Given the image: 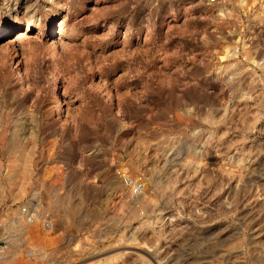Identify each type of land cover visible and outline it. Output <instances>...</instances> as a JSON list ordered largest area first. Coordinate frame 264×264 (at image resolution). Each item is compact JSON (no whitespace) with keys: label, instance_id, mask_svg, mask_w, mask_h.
<instances>
[{"label":"rangeland","instance_id":"obj_1","mask_svg":"<svg viewBox=\"0 0 264 264\" xmlns=\"http://www.w3.org/2000/svg\"><path fill=\"white\" fill-rule=\"evenodd\" d=\"M30 1L0 4V225L52 240L10 264H264V0Z\"/></svg>","mask_w":264,"mask_h":264},{"label":"bare ground","instance_id":"obj_2","mask_svg":"<svg viewBox=\"0 0 264 264\" xmlns=\"http://www.w3.org/2000/svg\"><path fill=\"white\" fill-rule=\"evenodd\" d=\"M9 2H10V0H1L0 1V4L2 3V5L3 4L4 5L6 4L8 6L9 5ZM44 2L46 3L48 1H45L44 0ZM27 3L28 4L26 6L23 5V6H25L24 7V10L26 11V13H28V16H27L28 18L26 19V20H28L27 23H26L27 29H30L32 27L41 28L40 25H38L36 23V21H34V18L36 16V11H37V9H36L37 8V4H38L37 3V0L30 1V2H27ZM39 3H41V2L39 1ZM11 4H12V2H11ZM46 4H44V5L42 4V5L45 6ZM224 9H225L224 5H219L217 7V10H219L220 13H222V11H224ZM26 13H24V15ZM31 18H33V19H31ZM6 32H7V28H4V29L0 30V37H3V35ZM24 34L25 33H20V36H23ZM50 92H51V95L53 97H57L58 98V86L56 84H53L52 85V88L50 89ZM56 106L57 107L62 106V101L61 100H58V104ZM14 147H13V149H14ZM55 173H57L56 174L57 177H60V175H58V172H55ZM59 174H61V173H59ZM38 200H37V205H39V201ZM56 204H54V205H56ZM42 206H39V207L41 208ZM26 207H27V205H26ZM31 209L33 210V208H31ZM54 210H56V209H54ZM59 211L61 212V210H59ZM39 215L36 214V211L35 210H33L32 219L31 220H28L27 217H26V215H25V212L22 211V208H18V210H16V212L14 213L13 216L9 217L6 222H4L3 224L0 225L1 230H2V236H3L4 241H5V244L7 246V250H4L3 253H2V255H1V257H0V264H10L12 261L21 260L31 250H33L34 252L29 253V254L34 255V256H37V257H42V255L44 256V254L47 253L46 252V249L48 248V246H50V244H51L50 240H52L51 239L52 237L49 236L50 234H48V232H50V228L51 227L44 225V223L42 222V220H40ZM59 216H60V214H59ZM59 218H61V217H59ZM23 242H28L29 243V247L28 248H29L30 251L28 249H26L28 245L25 246L26 248L22 245ZM35 252H36V254H35Z\"/></svg>","mask_w":264,"mask_h":264},{"label":"built area","instance_id":"obj_3","mask_svg":"<svg viewBox=\"0 0 264 264\" xmlns=\"http://www.w3.org/2000/svg\"><path fill=\"white\" fill-rule=\"evenodd\" d=\"M202 4H205V5H224V0H199ZM119 175L122 179V181L124 182V184H126L127 186H129L130 188V194L132 196H137L138 194L141 193L142 189H143V184L142 182L140 181L139 178L137 179H133V178H130L129 176L125 175L123 172H119ZM29 205H26L25 206H22V211L25 212V215L27 217L28 220H31L32 219V215H33V210L30 209L28 207ZM42 222L44 223V225L46 226H50L51 227V221L50 220H47V219H43ZM4 247H5V241H4V238L2 236V230H1V227H0V257L4 251Z\"/></svg>","mask_w":264,"mask_h":264}]
</instances>
